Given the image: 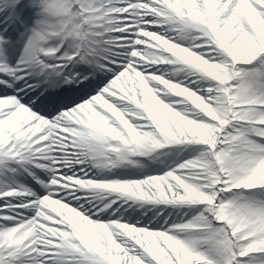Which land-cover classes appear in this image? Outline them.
Segmentation results:
<instances>
[{
  "label": "bare ground",
  "instance_id": "1",
  "mask_svg": "<svg viewBox=\"0 0 264 264\" xmlns=\"http://www.w3.org/2000/svg\"><path fill=\"white\" fill-rule=\"evenodd\" d=\"M2 1L5 2V5H10L14 8L15 15L18 14L20 16L24 14V16H27L24 17L22 26L17 28L14 22L9 20L6 15H3V13L0 14L1 21H7L8 25H12V22L14 24L13 31H17L16 39L13 41H6L1 38L6 33L0 32V40L4 44L0 45V85L4 84V87L0 89V94L4 93V96L8 94L5 91H11V94L15 98L27 100L28 98L25 96L33 94L36 88L42 87L41 85L45 86L41 88L42 90L53 92V88L56 86L53 83L57 80L54 77L53 70L57 68H61L62 75H65L66 72L74 75L75 82L80 83V86H84L86 89L93 82L89 80L82 82V79L79 78L82 70H86L91 75L96 74V72L100 75L107 70L101 68L100 65H107L109 60L113 59L110 56L117 57L119 55L116 53L125 51L127 64L130 67L132 65L135 73L138 74L136 71L141 72L144 66L148 69L157 67L155 61L147 62L135 57L138 49L139 51L143 49L144 52L153 55L156 54L154 56L155 59L159 58L160 53L163 52L159 46L152 45L143 47L138 45L134 40L135 34L141 35V43H144V36L148 34L151 36V33L157 32L160 28H152L146 22H142L140 29H137V32H135L132 25H135L137 28V22L134 20L135 14L131 12L132 9H135V6L131 5L130 2V4L127 3L128 1L126 0H75L73 1L75 5H71L69 1L72 7V14L68 12L67 15L65 12V14L58 12L59 7L57 5L62 1L0 0L1 4ZM247 1H250L249 3H253L255 6L250 8L247 6ZM52 2L53 6L51 5ZM138 2L137 5L142 10L151 8L158 3L156 0H140ZM161 2L164 6L171 8L177 18L188 25V27L193 26L208 32L209 36L215 40L219 48L226 55L227 53L228 55L229 53L234 55L236 60L233 61L242 63V66L248 62H254L256 59H264V19L261 17L263 13L261 7H264V0H171L168 1V6L164 1ZM128 4L130 9L128 8ZM75 7L78 9L79 14L75 13ZM55 8L57 9V13L55 12ZM229 8H237V10L229 11ZM240 8H245L244 10L248 14V18L254 25V27H251L252 29L250 28L251 30H247L242 26L240 17L244 16V14L239 13L238 10ZM141 14L142 17L147 16L145 13ZM77 16L78 18H76ZM84 16L86 19H84ZM94 16L98 17L97 20L91 19ZM69 17L71 19H67ZM75 19L78 21L76 27L78 33L77 36L72 38L70 29L73 27L72 23ZM98 24L103 25L101 27L105 30L106 35L110 31L111 37L116 38L115 40L117 42L106 39L105 43L102 42L101 46L98 47V55H93L92 53L88 56L86 53L90 51L81 33L87 32L89 29L99 28L100 25ZM33 27L35 29H32ZM37 29H40V31L36 32ZM175 32L177 33V31ZM13 34L8 36L10 37L9 39L14 38L12 37ZM173 35L171 33L169 36L173 37ZM202 39L204 38L197 34L194 35L190 43L191 45H189L190 50L188 51H185L181 47L174 49L173 45L168 42H161L158 39L163 46L172 52L169 56H189L193 51L203 56L201 59L194 57L188 58L187 65L190 61L198 64L194 68H192L193 66L189 67L194 69L197 74L195 76L187 74L185 75V79L180 80L181 84L183 83L185 84L184 86L192 88L200 97L194 96L192 93L189 94L186 90H184V93L187 94L180 93L178 96L173 97L168 91H161L156 83L154 88H151L148 83L141 81L136 74L130 77L124 75L122 76L123 78L120 77L113 83L114 90L111 88L104 89L101 92V99H95L88 104H80L88 96L87 94L78 103L74 102L61 111L60 108L58 109V107L55 108L52 106H40L37 108L43 115L47 116L46 118L50 119L52 117L53 125L56 128L53 135L50 133L48 126L43 127L28 120L22 111L15 108L12 101H7L5 100L6 98L1 99L0 196L20 198L23 196V193L28 192V189L23 183L14 184L8 180L7 177L11 173L7 170L10 168L9 162L36 167L42 163L48 162L49 164L53 162V165L63 167L62 161L64 158L69 159V161L74 159L76 162H91L90 157H92V160L98 164L96 171L88 173L89 169L85 171H82L81 167L75 169L77 174L73 172V176H67L66 180H64L65 186L61 183H58V186L53 183V191L59 192L63 189H68V192L64 193L66 197L74 194V191L78 190L80 193H76L75 198L78 200L80 196L84 197L86 195L84 199H81L83 203L93 200L95 192L98 193L100 198L108 202L107 204H112L111 202L115 200L117 195L120 197L123 195L137 196L138 198L143 197L142 199L147 202H157V197L164 199L166 197L172 198L171 206L175 213L174 217L167 222L151 225L148 227V231H140L139 234H145L146 240L149 241L152 239V233L150 232L157 231L152 229L159 228L158 230H162V232L159 235H155L157 240L160 238L166 242L167 237L165 235L173 233V242L176 245L180 244L182 246L181 249H188L190 246L199 243L201 245V253L209 254L214 252L218 247L216 238L205 235L207 230L203 227H207V224L205 222V224L202 223L201 217L192 211L191 205L194 204L199 208L204 206L203 208H206L202 213L208 216L213 214L212 212L210 213L213 209V201L210 194L213 191L209 187V184H211L210 182L216 184L219 174L216 175V173L212 172L202 173L198 169L199 164L190 165L189 161L187 164L180 165L179 160L168 161L166 158L156 162L151 159L147 160V156L156 149L149 148L146 142H144V138H149V136L146 137L149 133L150 136H153L151 144L158 140V134H160V137L165 140L164 142L170 146L172 143L169 139L171 137L169 134L172 133L170 130L175 131L177 128L183 130L185 126H192V123L187 124L184 122L186 119H194L193 121H197V124L203 120L197 112L191 110L189 106L187 108L183 103V99L190 100L198 108H200V105L195 102L199 99H206L218 110L220 108V105L217 103L219 95L223 97H227L228 95H226L225 89L221 90L222 88L217 87L216 82L219 85H223L224 88L226 84H232L235 87L234 83L236 81V87L234 89L235 104H240L236 105L237 110L242 112L241 108H246L248 105L252 106L258 116L261 114L260 119L254 124L258 125V123H261L264 126V60L259 65H256V70L254 72L252 71V73L242 71L245 69L237 72L231 66L227 67L225 64L226 59H223L219 54L213 52L212 49H208L207 41ZM72 40L76 41L75 44H71ZM198 41H200V45L204 46L203 48H196ZM61 45L65 47L66 54L57 56L50 52L46 54L42 52L49 47L59 48ZM79 48L80 53L77 55L76 53L79 52ZM91 57L94 58L91 59ZM76 58L86 59L87 64L85 65L87 66L81 69L78 68L79 65L71 63ZM156 62L163 63L162 60ZM215 62L217 65L213 66L212 64ZM226 68H228L229 75L222 82V76L227 71ZM122 69L128 72L125 66ZM202 73H207L211 80L201 83L199 75ZM47 83L48 85H46ZM232 90H230V93H232ZM134 91L137 94H133L132 92ZM251 93L254 95L253 97L257 96L259 98H250ZM252 99L254 100L252 101ZM29 102L34 106L38 103L39 106L40 104L47 105L51 103V100L48 99L43 103L44 98H41V100L32 98ZM168 107H174L173 111L176 113L174 119H171L168 114L166 116L161 115V111H167L168 109L166 108ZM225 107L230 109L228 106ZM137 108L152 119L156 127L154 134L152 129L144 128L146 127V123L142 119V114L140 112L138 113ZM151 109L153 112L150 111ZM163 117L169 121L168 125L164 123ZM246 120L245 118L242 119V121ZM4 122H7V124L5 127H2ZM244 124L247 125V122H244ZM242 129L246 130L247 128ZM191 133L194 134L195 132ZM198 133L200 132L198 131ZM248 134L251 140H257L264 137V128L257 129L254 132L251 128ZM178 138V142L182 145L188 144V141H193L195 145L203 143L201 139L192 140L188 134H184ZM222 141L221 146L224 152L227 153L230 166L240 169L245 176L247 182L244 184L243 193L249 195L248 193L253 190H263L264 143L260 141L263 145L260 146L247 143L242 139H230L229 137H224ZM158 148L168 149L170 147L162 145ZM158 153L160 152L158 151ZM134 156L138 158L145 156L143 160H146L147 164L144 167L135 164ZM155 157L157 156L153 158ZM218 166L219 164L216 162L210 166L209 170H213ZM83 168H86V166ZM194 171L200 175V178L194 177ZM143 172L145 174L140 175L143 180L139 184L134 183L130 179ZM174 172L176 173L175 175L173 174ZM149 173H167L165 179L168 180L173 189H168L166 184H164L163 188L166 191H163V193L160 192L154 184L155 177H149ZM77 175L79 176L76 177ZM80 177L83 180H80ZM122 177H126L128 180H120ZM183 178L188 183L183 184ZM190 180L195 182L194 186L190 184ZM174 189L181 190L182 192L188 189L185 195H187L186 198H189L190 202L179 201L178 199L181 197L174 198V195L177 194ZM196 194L200 197L198 201L195 199ZM28 196L31 198V193L27 195L29 199ZM47 199L41 204L49 203L50 200L49 198ZM246 199L243 203L250 202L248 204V213L252 215V220L255 221L250 223L254 226L252 228L264 234V196H247ZM53 203V214L58 215L63 213V222H66L64 224L73 228L72 225L74 223L68 217L66 218L67 215L64 216V213L67 212L68 214L70 210L64 207L63 204L55 201ZM73 212L74 214L83 213V211H75V209H73ZM72 217L79 222L76 224V227L74 226L75 235L80 239L79 246L76 243H72V239L67 238L64 240L66 242L62 243V245H65L64 252L60 251V247L55 248V246L53 248L38 247L35 252L44 251V253H52L49 254L50 257L48 256L45 259L46 261H50L51 264L56 262L54 258L56 255H59L61 258L60 264H73V259L79 256L85 261H95L99 264H113V262L115 264H123L119 263L117 259L110 257L114 253L113 246L111 245L110 247V244L114 242L115 234L122 227L118 222L119 220L114 219L108 223L95 222L93 226H79L80 221L89 218L85 217L81 219L79 215H73ZM182 220L186 221L185 228L175 227V223L182 222ZM63 222L53 217V224L51 226L57 228L59 225H63ZM194 223L199 224L202 228L192 229L191 227L194 226ZM43 224H48L45 219ZM31 225V222L25 221L19 227L20 229L17 228L21 234L18 240L12 245L0 244V264H11L13 262L15 264H27L24 257H33L35 252L31 254V250L37 246V240L35 238V232L29 229ZM51 226H49L50 229H52ZM10 232L13 233L15 231L10 230ZM200 234L204 236L199 238ZM98 235L107 241L102 244L103 248L101 249L98 248L99 244L94 245L91 241L96 240ZM80 247L83 252L80 250ZM256 250L260 251L261 248H257ZM24 252L29 254L24 255ZM64 253L68 257H71L72 261H66L64 259ZM105 254L108 255L106 259L104 258ZM218 258L220 260V257ZM238 259L237 257L233 258L232 262L236 263ZM192 260L198 262L201 258L192 257ZM221 260L223 261V259Z\"/></svg>",
  "mask_w": 264,
  "mask_h": 264
},
{
  "label": "rangeland",
  "instance_id": "2",
  "mask_svg": "<svg viewBox=\"0 0 264 264\" xmlns=\"http://www.w3.org/2000/svg\"><path fill=\"white\" fill-rule=\"evenodd\" d=\"M55 1V0H51ZM62 1L60 2L57 7H59L58 12H61V14L67 15L68 12L72 14V7L71 5H75L73 1L75 0H57ZM70 1V4H69ZM131 1V4L135 6L136 9V2L135 0H126ZM158 3L151 8H148L146 10H140L142 13L147 14L145 18L146 23L151 26L152 28H160L157 32L151 33L144 36V43H141L142 37L137 36L136 42L140 46H159L161 50L163 51L160 53L159 58L155 59L153 54L144 52L143 49L136 52L135 57L147 61V62H153L155 61L157 67L148 69L146 66H144L141 69V72L136 71L138 74L135 73V69L131 67H126L128 69V72L125 71L122 76L128 75L129 77L136 74L137 77L141 81H145L150 85L151 88H154L155 83L158 85V87L161 89V91H168L171 93V96H178V94H187L192 93L194 96L200 97L198 93H196L192 88H188L187 86H184L185 84H181L180 80L185 79V75L190 74L192 76H195L197 72L192 69L198 64H195L193 61H190V63L187 65L188 58L194 57V58H203L200 54L196 52H191V55L179 57V56H169L172 52L165 46H163L161 42H168L169 44L174 46V49H178L179 47L184 48L185 51L190 50L191 40L194 35H199L203 37L204 41H207V47L208 49H212L213 52H216L219 54L223 59L225 60L226 66H231L235 71L237 72L239 70L245 71V72H254L256 70V65H259L261 61L264 59H256L254 62H248L245 65L242 66V63L235 62L233 60L235 59V56L231 53L225 54V52L219 48V46L216 44L215 40L209 36L208 32L202 29H197L193 26L188 27V25L184 24L179 18H177L175 12L166 6L162 4L161 1H164V3L168 6L169 2L171 0H156ZM250 8L254 7L253 3H249L250 1H247ZM53 6V2L51 3ZM129 5V4H128ZM105 7V5H104ZM108 8V7H107ZM262 8V14L261 17L264 19V7ZM133 9V14L138 13L139 8L136 10ZM245 8H240L238 11L240 14H244V16H241L242 20V26L245 27L247 30H251V27H254V25L251 23V20L248 18V14L244 10ZM260 9V8H259ZM237 10V8H229V11ZM75 13L79 14L78 9L75 7ZM55 12L57 13V9L55 8ZM65 12V13H64ZM246 13V14H245ZM140 14V13H139ZM65 15V16H66ZM74 16V14H73ZM75 18V17H74ZM78 18V16L76 17ZM97 16H94L91 18L92 20H97ZM71 19V17L67 18ZM84 19L85 16H84ZM70 21V20H69ZM73 22V21H72ZM102 23V22H101ZM73 27L70 29L72 38L77 36V19L74 20L72 23ZM99 28L94 32L95 37L100 38L101 40L104 38L102 37L104 34V29L102 30L103 26L102 24ZM251 28V29H250ZM32 29H35L34 27ZM40 29H37L36 32H39ZM177 31V33L175 32ZM35 33V32H34ZM86 33L89 37L88 32H82ZM110 33V31H109ZM173 33V37H170L169 35ZM110 37V36H108ZM160 41H159V40ZM106 40V39H105ZM111 40H115L114 38ZM201 40V38H200ZM92 46H98L99 41L96 39L89 38L88 40ZM75 40H72L71 44H75ZM198 46L196 48H203V45H200V41L197 42ZM196 43V44H197ZM202 46V47H200ZM51 49V50H50ZM183 49V50H184ZM47 51H52L53 48L49 47L46 49ZM59 50V54H63L64 47L57 49ZM91 51L93 53L96 51L94 47H91ZM229 52V51H228ZM95 55H98V53H95ZM122 55H125L123 52ZM123 59V57H121ZM163 61V63H158L156 61ZM239 61V60H237ZM75 62L80 63L84 65L86 62L85 59L77 58ZM132 64V63H131ZM213 66H216L217 63H213ZM190 66H193L192 68H189ZM120 67H114L110 66L108 67L109 75L106 78V83H111L110 81H116V78L122 77L120 76L121 71ZM227 71L224 72L222 76V82L225 81L228 77V68H226ZM118 74V75H116ZM236 74V73H235ZM123 78V77H122ZM199 79L201 80V83L206 82L207 80H211L209 75L207 73H202L199 75ZM114 81V82H115ZM113 82V83H114ZM177 83V84H176ZM217 87H219L221 90L225 89V85L223 88V85H219L218 82H216ZM177 85V86H176ZM236 87V81L234 83ZM235 87L230 84L231 91L227 92L228 98L226 96L219 95L217 99V103L220 105L219 109L216 110L214 105L206 100V99H199L195 103H199L198 108L195 104H192V102L188 99H183V103L187 106V108H191V110L198 113V115L203 119L200 123H196L197 121H193L191 119H186L185 123H192V126H185V128L179 129L177 128L175 131L170 130L172 133L169 135L171 136L169 139L173 143V145L166 144L164 142L165 140L160 137L161 135L158 134V140L151 144V139L153 136H150L149 134L146 135V137L149 136V138H144V142H146V145L151 149H156L153 153H150L147 156V160L151 159L153 161H162L164 158L168 161H177L179 160L180 165L187 164L189 161L190 165L199 164L200 171L202 173H216L219 174V178L215 183L210 182L209 187L212 188L213 193L210 194V197L213 201L212 204V212L213 214H210L211 216H208L204 213L203 208L204 206L196 207V205L192 204V211H194L197 215L201 217L202 223L207 224V227L205 228L207 233L206 236L209 237H215L217 241V249L212 253H206L203 254L200 251V244H196L194 246H190L188 249H181L182 246L180 244L176 245L174 241V237L171 234H166L167 237L166 242L162 241V239L156 238L155 235H159L162 230H157L156 232H150L152 233V239L147 241L145 234H139V232H145L146 230H149V226L161 224L164 222H167L171 220V218L174 217L175 213L172 208V198L166 197V199L157 197V202H150L148 203L146 200L142 199L143 197L138 198L137 196H134L137 198V200L133 198H127L128 195L123 196H116L115 200L111 202L112 204H107L104 199L100 198L98 193H94V198L91 201H88L86 203L81 202V199H84V197H79V200L77 201L74 198L65 197L64 207L68 208L70 211L67 214L64 213V216L66 218L68 217L72 223H74L71 227H68L63 222V213L58 214V216H54L53 214V203H48V205L40 204L39 200L44 199L49 194L48 192L43 191L41 188V184H44L48 180H51L53 177V173L51 172L52 166L46 163H42L36 166H28L23 165L20 163H14L9 162L10 168H8V172H11L9 175V181L11 183H24L26 181H30L33 186L31 187V192L34 196V199H31L29 201V206L20 210H11L13 207V204H10L12 202L18 203V199L12 198L9 200V202L6 199H1L2 196H0V244L3 245H12L14 242H16L21 234L20 232V224L28 221L31 222L32 225L29 227L31 231L33 230L35 232V238L38 241V246L40 248L42 247H52L55 246V248L60 247V251L64 252L65 245H62V243H65V239H72V243H76L77 245H80V239L77 238L75 235V227L76 224L79 222L73 219V215H79V218L83 219L86 216L89 219H85L83 221H80V225H94L95 222H103L108 223L115 220H119L118 222L122 225V227L117 231L115 234L116 237L113 243L110 244L113 246L114 253L112 256L110 254V257L112 259H117L119 263L123 264H264V234L262 232H257L254 230L253 225L250 223L255 222L252 219V215L248 213V204L250 203H243L246 197H253L255 195H261L264 196V189L263 190H253L249 195H245L246 193H243V187L244 184L247 182L245 179L244 174L241 172L240 169L234 168L230 166V162L227 159V153L224 152V149L222 148V139L224 137H229L230 139H242L247 143H253L260 146H263L260 141L264 143V137H261L257 140L254 139L251 140V138L248 136V131L253 130L256 131L257 129H263L264 126L260 123L258 125H255L254 123L259 120L261 117V114L258 116L257 113L254 111L252 106L248 105L246 108H241V111H238L235 104V97H234V89ZM101 90V89H100ZM184 90L187 91V93H184ZM133 94H137V92H132ZM157 95V94H154ZM152 95V96H154ZM254 95L251 93L250 98H256L253 97ZM259 98V97H257ZM254 99H252L253 101ZM264 100V99H263ZM139 105V104H138ZM189 106V107H188ZM225 106L230 107V109H227ZM140 107V106H139ZM141 108V107H140ZM197 108V109H196ZM167 111H161V115L166 116V114L171 117V119H174L176 117L175 111H173L174 107H168ZM138 113L140 112L142 114V119L146 123L147 129H152L153 134L155 132V125L152 122V119L147 116L142 111H139L140 109L137 108ZM237 110V113H236ZM144 111V110H143ZM151 112L152 109L150 110ZM164 123L166 125L169 124V121L165 117ZM247 119L246 121H242V119ZM219 119H221L219 121ZM176 121V120H175ZM244 122H247V125L244 124ZM7 122H4L2 127H5ZM161 124V122H160ZM201 124V125H200ZM143 126H145L143 124ZM148 126V127H147ZM170 127V126H169ZM172 127V126H171ZM242 128H247L246 130H243ZM198 131L200 133H198ZM191 132H195L192 134ZM184 134H188L192 140H203V143L200 144L201 146H193V141H188V144H180L179 136H182ZM178 135V136H177ZM149 140V141H148ZM126 142L128 143L127 139ZM178 143V144H176ZM162 145H165L167 147H170L168 149H159L158 147H161ZM158 151L160 153H158ZM154 156H157L153 158ZM143 158H138L137 156H134L135 164L142 165L143 167L147 164V161L143 160ZM91 162L83 161L82 166H86L89 169V172L96 171L97 170V162L92 160V157H90ZM66 166L71 168L73 165L71 164V161L66 159ZM218 163L219 166L213 170H209L210 166H212L215 163ZM80 164V163H78ZM224 164V166H222ZM41 166V167H40ZM150 166V163H149ZM38 169V170H36ZM85 170V168H84ZM44 171H47L50 173V175H46ZM195 172V171H194ZM193 173V172H191ZM141 174L139 173L136 179H132L134 183L139 184L142 182L143 178H141ZM167 173H149L148 176L155 177L154 184L156 185L157 189H159L160 192L163 193V191H166L164 189V184H166L168 189H173L172 185L168 182V180L165 179ZM176 174L175 172L173 173ZM72 176L71 174H68ZM63 176H66L63 174ZM146 176V175H145ZM194 177L200 178L199 174H194ZM160 179V180H159ZM162 179V180H161ZM53 180V179H52ZM66 180V179H65ZM82 180V179H81ZM183 184L188 183L185 178L182 179ZM35 181L40 182L37 185L34 184ZM29 184V183H28ZM190 184L192 186L195 185V182L193 180H190ZM30 185V184H29ZM31 186V185H30ZM189 187V186H188ZM175 192H177L176 195H174V198L181 197L178 199L179 201L182 200V202H190L189 198H186L187 195L186 191H181L174 189ZM78 191V190H77ZM200 191H202L200 189ZM47 194V195H46ZM76 193L73 194V197H76ZM27 197V196H26ZM50 199V195L48 196ZM198 194L195 195V199L199 200ZM249 199V198H247ZM246 199V200H247ZM165 200V201H164ZM177 200V199H175ZM251 200V199H250ZM164 201V202H163ZM28 203V202H27ZM77 203V204H75ZM155 203H157L155 205ZM168 203V204H167ZM176 204V203H175ZM84 207V208H83ZM73 208L79 211H83V213L80 214H74ZM209 213V212H208ZM178 215V214H177ZM53 216L57 219H60L63 222V225H59L57 228H53L51 224H53ZM15 218H17L15 220ZM44 219L48 224H43ZM205 222V223H204ZM186 221L182 220V222L175 223V227L179 228H185ZM254 224V223H253ZM19 226V227H18ZM51 226L52 229L49 228ZM75 226V227H74ZM78 226V227H79ZM206 226V225H205ZM19 228V229H17ZM192 229H201L202 226L199 224L194 223V226L191 227ZM14 229V230H13ZM16 229V230H15ZM10 230L15 232H10ZM137 230V231H136ZM144 236V237H143ZM204 235L200 234V237H203ZM143 237V238H142ZM94 245L99 244L98 248H103V243H106L105 239H103L101 236H97L96 240H91ZM179 241V240H176ZM200 241V240H198ZM90 243V242H89ZM261 245L259 246V244ZM55 244V245H53ZM78 245V246H79ZM259 246V247H258ZM37 246L35 247V249ZM257 248H261L260 251H257ZM81 250V247H80ZM82 251V250H81ZM83 252V251H82ZM36 254V252H35ZM52 253H44V251H41V256L39 255V260L42 261L41 258L47 259L48 255ZM64 259L66 261H72L71 257H68L66 253H64ZM108 255H104V258L106 259ZM50 256V255H49ZM192 257H199L201 258L200 261L195 262L192 260ZM220 257V260L219 258ZM239 258L236 263L232 262L233 258ZM33 258H35L33 256ZM56 259V262L53 264H60L61 258L59 255H56L54 257ZM223 259V261L221 260ZM50 260V259H49ZM49 262V261H48ZM54 262V261H53ZM73 264H99L95 261H85L81 256L73 259ZM216 262V263H214ZM14 263V262H13ZM36 263V262H35ZM44 262H39V264H43ZM115 264V262H113Z\"/></svg>",
  "mask_w": 264,
  "mask_h": 264
}]
</instances>
